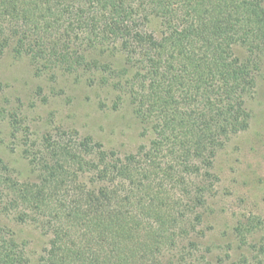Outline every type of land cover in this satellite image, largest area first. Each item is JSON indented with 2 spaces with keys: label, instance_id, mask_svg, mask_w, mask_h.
Segmentation results:
<instances>
[{
  "label": "trees",
  "instance_id": "trees-1",
  "mask_svg": "<svg viewBox=\"0 0 264 264\" xmlns=\"http://www.w3.org/2000/svg\"><path fill=\"white\" fill-rule=\"evenodd\" d=\"M246 56L235 54V47ZM28 57L39 76L74 77L128 97L151 132L136 154L77 132L25 149L34 180L0 159V210L49 234L39 264H224L210 260L205 210L220 150L249 129L264 61V0H0V56ZM13 137L21 132L11 116ZM262 225L235 229L264 264ZM0 227V264H27Z\"/></svg>",
  "mask_w": 264,
  "mask_h": 264
},
{
  "label": "rangeland",
  "instance_id": "rangeland-1",
  "mask_svg": "<svg viewBox=\"0 0 264 264\" xmlns=\"http://www.w3.org/2000/svg\"><path fill=\"white\" fill-rule=\"evenodd\" d=\"M235 54L243 58L246 51L236 46ZM249 107V129L233 136L215 160L219 181L202 227L207 232L202 243L210 248V260H223L224 264L252 252L236 239L235 229L241 221L255 218L262 223L249 243L264 238V61ZM15 112L21 132L13 137L10 118ZM47 132H77V139L90 137L120 156L136 154L153 139L128 97L119 101L118 93L74 77L54 81L39 76L28 57L17 58L8 51L0 56V159L19 181L34 180L36 173L25 149L33 146L35 150ZM0 227L24 245L27 264H39L49 246V234L34 221L21 222L1 210Z\"/></svg>",
  "mask_w": 264,
  "mask_h": 264
}]
</instances>
